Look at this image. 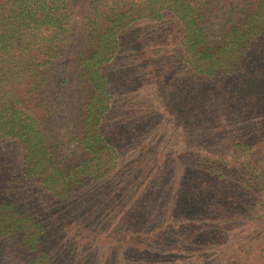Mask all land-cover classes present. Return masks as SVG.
I'll return each instance as SVG.
<instances>
[{
    "label": "rangeland",
    "instance_id": "1",
    "mask_svg": "<svg viewBox=\"0 0 264 264\" xmlns=\"http://www.w3.org/2000/svg\"><path fill=\"white\" fill-rule=\"evenodd\" d=\"M241 1L213 5L212 42L221 41ZM70 10L59 56L67 82L59 97L58 74L53 78L47 118L62 167L84 156L77 140L87 88L77 62L94 43L84 0H71ZM180 35L169 13L135 21L118 32L117 48L101 66L111 94L103 126L117 153L110 177L83 180L58 198L26 178L16 156L0 152V201L35 213L42 227L37 249L51 264H264V81L241 82L244 74L264 77V31L235 72L220 78L219 91L200 100L189 88L207 89L209 81L187 66ZM235 89L256 108L246 120L229 110L234 96L223 98ZM197 175L209 202L193 198ZM13 244L0 239V264L19 263L10 255Z\"/></svg>",
    "mask_w": 264,
    "mask_h": 264
},
{
    "label": "trees",
    "instance_id": "2",
    "mask_svg": "<svg viewBox=\"0 0 264 264\" xmlns=\"http://www.w3.org/2000/svg\"><path fill=\"white\" fill-rule=\"evenodd\" d=\"M70 1L0 0V152L6 151L7 157L16 156L21 173L38 180L58 198L69 195L83 180L110 177L116 168V149L103 126L111 94L101 66L111 60L118 45V32L135 21L158 20L171 14L181 24L184 61L209 81L207 89L189 88L190 96L200 100L202 95L212 97L219 91L220 78L235 72L251 41L264 31V0H242L241 8L217 43L208 37L212 8L219 0H84L91 14L89 32L94 38L93 48L79 52L77 62L87 88L82 132L77 140L84 156L62 167L51 150L47 118L55 99L53 78L58 74L59 82L54 87L59 97L67 82V68L59 67V56L71 20ZM197 74L193 75L195 81ZM263 81L264 77L244 74L241 82L252 85ZM243 92L235 89L223 98L234 96L228 108L240 111L239 117L246 120L256 108L249 97L242 96ZM191 178L195 202H209L208 191L198 188V175ZM193 198L188 196V201ZM148 202L145 198L142 206ZM139 211L137 206L135 214ZM32 216L36 218L33 211L0 201V239L17 244L10 247V255L19 261L16 264H51L49 254L37 249L42 227ZM15 248L23 251L17 253Z\"/></svg>",
    "mask_w": 264,
    "mask_h": 264
}]
</instances>
